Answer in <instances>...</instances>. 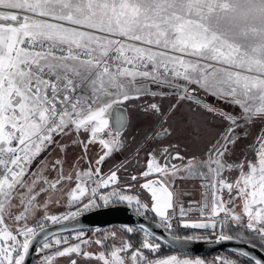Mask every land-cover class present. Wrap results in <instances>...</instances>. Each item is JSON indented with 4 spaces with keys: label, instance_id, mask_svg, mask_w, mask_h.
<instances>
[{
    "label": "snow or ice",
    "instance_id": "1",
    "mask_svg": "<svg viewBox=\"0 0 264 264\" xmlns=\"http://www.w3.org/2000/svg\"><path fill=\"white\" fill-rule=\"evenodd\" d=\"M201 241L264 251V0H0V264H264Z\"/></svg>",
    "mask_w": 264,
    "mask_h": 264
},
{
    "label": "water",
    "instance_id": "2",
    "mask_svg": "<svg viewBox=\"0 0 264 264\" xmlns=\"http://www.w3.org/2000/svg\"><path fill=\"white\" fill-rule=\"evenodd\" d=\"M112 123V122H110ZM79 224L87 230H93L95 228L104 229L111 226H126V225H139L140 223H145L151 227L157 234L162 236L167 235L163 232V229L155 228L154 222L151 217H139L130 209H127L122 204H111L108 206L99 207L93 209L91 212L85 213L83 216L78 218ZM77 225L71 223L68 225L69 230L75 228ZM52 230L60 231V226H52ZM190 252L193 257H208L216 254H228L232 248L243 247L248 250L252 256L261 259L264 261V251H261L258 248H251L247 245L239 244H222V245H213L211 243L201 241L189 243L184 246ZM167 250H170L174 253V250L169 249L168 247H163ZM35 257H30L26 264H33Z\"/></svg>",
    "mask_w": 264,
    "mask_h": 264
},
{
    "label": "flooded vegetation",
    "instance_id": "3",
    "mask_svg": "<svg viewBox=\"0 0 264 264\" xmlns=\"http://www.w3.org/2000/svg\"><path fill=\"white\" fill-rule=\"evenodd\" d=\"M141 119L138 120L140 123L144 124L145 127L147 128V131L150 130V122L147 121L144 117L140 116L137 117V119ZM134 122V119H132V123ZM196 136L194 135V130L192 128H190L187 124V122L181 123L179 124V129L175 135V137H173L174 141H179L181 144H187L189 146V148H191L193 141L195 140ZM185 230L181 229V232H183ZM167 251V249L162 248V252L161 254L163 255L165 252ZM170 254H174L172 251H170L168 254H164V255H170ZM212 256H208V257H204V259L210 258Z\"/></svg>",
    "mask_w": 264,
    "mask_h": 264
},
{
    "label": "crops",
    "instance_id": "4",
    "mask_svg": "<svg viewBox=\"0 0 264 264\" xmlns=\"http://www.w3.org/2000/svg\"><path fill=\"white\" fill-rule=\"evenodd\" d=\"M138 120H141V119H139V118L137 119V117L134 118V122H133V124L135 125V132L133 133L134 135L143 134L147 130L145 125L140 123ZM183 187L186 188V190L190 193L189 196L185 197V200H200L201 197L195 196L197 193H200V191L198 190L199 185L197 182H194V181L186 182L183 185ZM109 205H111V204H109ZM99 207H103V205L101 204V206H99ZM99 207H97V208H99ZM54 211L59 212V211H62V209L56 208V209H54ZM36 260H38V257H35L34 263L36 262Z\"/></svg>",
    "mask_w": 264,
    "mask_h": 264
},
{
    "label": "rangeland",
    "instance_id": "5",
    "mask_svg": "<svg viewBox=\"0 0 264 264\" xmlns=\"http://www.w3.org/2000/svg\"><path fill=\"white\" fill-rule=\"evenodd\" d=\"M118 159H122V157H119L117 156ZM196 197H201V193H197L195 195ZM122 227L120 226H111V227H107V228H104V229H101L102 231H118L120 230ZM217 255V254H216ZM216 255H213L212 257L210 258H207L206 260H211L213 259ZM219 255H226V254H219ZM35 264V263H34Z\"/></svg>",
    "mask_w": 264,
    "mask_h": 264
},
{
    "label": "trees",
    "instance_id": "6",
    "mask_svg": "<svg viewBox=\"0 0 264 264\" xmlns=\"http://www.w3.org/2000/svg\"><path fill=\"white\" fill-rule=\"evenodd\" d=\"M169 252H170V250H167L164 254H168ZM164 254H163V255H164ZM33 264H34V263H33Z\"/></svg>",
    "mask_w": 264,
    "mask_h": 264
}]
</instances>
